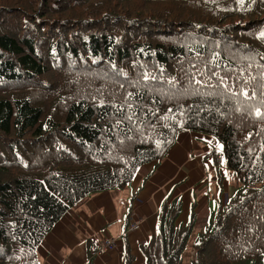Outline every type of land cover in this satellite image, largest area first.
<instances>
[{"label":"trees","instance_id":"trees-1","mask_svg":"<svg viewBox=\"0 0 264 264\" xmlns=\"http://www.w3.org/2000/svg\"><path fill=\"white\" fill-rule=\"evenodd\" d=\"M182 131L221 149L189 264H264V0H0V264H40L71 208L158 166ZM220 162L240 184L225 203ZM171 196L142 264H184L197 204L180 221Z\"/></svg>","mask_w":264,"mask_h":264},{"label":"crops","instance_id":"crops-1","mask_svg":"<svg viewBox=\"0 0 264 264\" xmlns=\"http://www.w3.org/2000/svg\"><path fill=\"white\" fill-rule=\"evenodd\" d=\"M204 142L203 146L201 143ZM212 144L217 148L212 147ZM220 151L213 139L182 131L165 159L155 166H142L126 188L90 195L82 204L71 208L51 229L37 248L40 264H123L122 234L126 236L134 256V264H142L139 246L156 230V217L161 204L171 192V199L180 197L185 221L189 214L194 189L209 207L218 200V175L210 151ZM223 180L221 198L229 196L227 171L219 164ZM209 196V198H208ZM227 196V197H228ZM200 206V201L196 203ZM194 208L196 221L198 207ZM139 222V229L130 231L129 224ZM113 239L115 248L104 255L97 253L104 240Z\"/></svg>","mask_w":264,"mask_h":264},{"label":"rangeland","instance_id":"rangeland-1","mask_svg":"<svg viewBox=\"0 0 264 264\" xmlns=\"http://www.w3.org/2000/svg\"><path fill=\"white\" fill-rule=\"evenodd\" d=\"M203 144L204 142L201 143V145ZM203 146H207V145H203ZM212 147L216 148L213 144H212ZM227 182H228V186L232 188V191L240 186L239 182L232 174H230V176L227 178ZM232 191L229 189L230 193ZM202 196L203 195H198L197 191L194 189V192L190 196V201L188 202V206L192 207V203L194 202L198 203V201H200V206H197L199 209V211L197 212L198 220L196 221L194 225L192 235L190 237L188 245L186 246V251L184 255L182 256L184 264H189V260L191 259L193 255L192 245L194 244L197 236L202 232L203 228L206 226L208 222L207 218L209 217V214L212 212H216V208H217L215 206L216 204H214L213 202H209V207H207L205 202L201 200ZM227 196L222 198V201L224 203L227 200Z\"/></svg>","mask_w":264,"mask_h":264},{"label":"built area","instance_id":"built-area-1","mask_svg":"<svg viewBox=\"0 0 264 264\" xmlns=\"http://www.w3.org/2000/svg\"><path fill=\"white\" fill-rule=\"evenodd\" d=\"M128 229L130 231H136L139 229V222H133L131 224H129V227ZM115 241L113 239H107V240H104V242L100 245V247L98 248V251L97 253L99 255H104L106 254L108 251H111L115 248Z\"/></svg>","mask_w":264,"mask_h":264}]
</instances>
